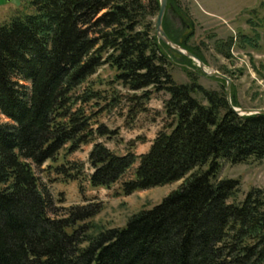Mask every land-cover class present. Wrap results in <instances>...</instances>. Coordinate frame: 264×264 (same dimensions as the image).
I'll return each mask as SVG.
<instances>
[{"label": "trees", "instance_id": "16d2710c", "mask_svg": "<svg viewBox=\"0 0 264 264\" xmlns=\"http://www.w3.org/2000/svg\"><path fill=\"white\" fill-rule=\"evenodd\" d=\"M28 6L32 12L20 9L0 24V114L9 120L0 122V264H264V190L229 203L239 182L217 180L222 162L264 160V114L235 112L226 91L199 84L192 59L154 37L150 18L159 14V0H29ZM170 38L205 62L185 39ZM259 39L243 42L257 47ZM171 54L187 62L190 83L173 79ZM104 65L132 91L168 94L171 123L140 156L96 143L88 158L90 185L121 184L117 195L128 197L184 182L125 227L92 237L78 224L101 207L77 206L66 218L51 217L54 198L33 166L55 160L68 144L71 153L92 142L71 96ZM232 103L239 107L233 90ZM137 163L134 177L124 181ZM70 170L79 176L84 165Z\"/></svg>", "mask_w": 264, "mask_h": 264}, {"label": "rangeland", "instance_id": "374dc122", "mask_svg": "<svg viewBox=\"0 0 264 264\" xmlns=\"http://www.w3.org/2000/svg\"><path fill=\"white\" fill-rule=\"evenodd\" d=\"M143 1L149 3L150 0ZM172 1L179 12L168 2L166 20L163 19L162 25L168 38L173 41L170 38L173 36L179 42L185 39L189 46L200 50L208 71L220 72L232 80L231 102L233 90L239 104L236 108L264 109V0ZM28 3L29 0H0V24L20 9L32 12ZM157 20L158 15L150 18L153 35L165 44L157 37ZM256 34L260 36L259 46L243 42V37L253 39ZM170 57L168 69L175 82L190 83L192 76L187 62L178 54H171ZM194 64L198 69L196 77L200 85L207 90L226 91L227 83L205 76ZM117 75L114 68L104 65L72 92L71 108L87 118L92 142L71 153L68 144L55 160L39 168L33 166L42 186L54 198L56 211L51 217L66 218L69 210L77 206L101 207L97 216L78 224L87 225L86 234L92 237L102 231L125 227L135 214L153 209L184 182L135 192L128 197L117 195L121 184L111 189H94L90 185L87 177L92 171L88 158L96 143H103L118 155L132 152L140 156L149 151L158 132L171 123L164 110L168 94L156 92L153 88L132 91L117 79ZM197 98L202 100L199 95ZM0 122L7 123L9 120L0 114ZM101 130L106 134L103 135ZM81 164L84 171L79 176L76 171L70 170L73 165ZM137 166L138 163L126 174L124 181L134 177ZM63 167L66 174L61 173ZM67 174L78 176L79 181L72 180ZM225 179L239 182L237 192L229 199V203L239 204L250 190H264V160L251 159L238 165L222 162L217 180ZM86 246L87 243L82 247Z\"/></svg>", "mask_w": 264, "mask_h": 264}, {"label": "water", "instance_id": "95a60500", "mask_svg": "<svg viewBox=\"0 0 264 264\" xmlns=\"http://www.w3.org/2000/svg\"><path fill=\"white\" fill-rule=\"evenodd\" d=\"M159 14H158V20H157V37L163 41L166 45H168L171 49L176 51L177 53H180L184 56H186L189 59H192L197 66L201 69L202 73L207 76V77H216L220 78L224 81H226L227 86H226V94H227V99L229 104L231 105L232 109L237 112L240 115H255V114H264V109H239L234 106H232L231 102V85H232V80L225 76L224 74H221L220 72L217 71H208V67L206 64L199 59L195 54H193L190 51H187L183 49L180 45H177L173 41H171L168 36L166 35L164 29H163V19L166 14L167 8H168V0H159ZM172 12L174 15H176L175 10L172 8Z\"/></svg>", "mask_w": 264, "mask_h": 264}, {"label": "crops", "instance_id": "0c3cea01", "mask_svg": "<svg viewBox=\"0 0 264 264\" xmlns=\"http://www.w3.org/2000/svg\"><path fill=\"white\" fill-rule=\"evenodd\" d=\"M7 20H5L4 22H6Z\"/></svg>", "mask_w": 264, "mask_h": 264}]
</instances>
